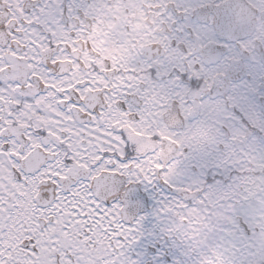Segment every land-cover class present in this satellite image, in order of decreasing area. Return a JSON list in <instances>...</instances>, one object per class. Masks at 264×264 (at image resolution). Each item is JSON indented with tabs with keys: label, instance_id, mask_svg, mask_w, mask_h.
<instances>
[{
	"label": "snow or ice",
	"instance_id": "6c2138e0",
	"mask_svg": "<svg viewBox=\"0 0 264 264\" xmlns=\"http://www.w3.org/2000/svg\"><path fill=\"white\" fill-rule=\"evenodd\" d=\"M221 7L0 0V264H264L256 243H225L210 196L264 152L210 164L189 113L212 98L183 93L204 67L181 40Z\"/></svg>",
	"mask_w": 264,
	"mask_h": 264
},
{
	"label": "flooded vegetation",
	"instance_id": "af4514ba",
	"mask_svg": "<svg viewBox=\"0 0 264 264\" xmlns=\"http://www.w3.org/2000/svg\"><path fill=\"white\" fill-rule=\"evenodd\" d=\"M206 2L212 5L215 0ZM221 4L219 10L213 9L207 26L193 25L190 35L181 40L187 55L204 67L201 88H185L183 93L188 101L201 96L212 98L207 105L193 104L189 113L198 154L210 164L230 160L236 167L241 151L234 139L235 130L244 129L248 135L255 133L264 139L260 127L264 124V109L254 99L259 98L260 81L264 80L258 54L264 49V0H221ZM221 41L223 50L218 51ZM233 73H242L246 79L233 87L229 79ZM237 174L234 171L231 177ZM231 177L217 184L218 190L215 186L210 189L218 205L236 188Z\"/></svg>",
	"mask_w": 264,
	"mask_h": 264
},
{
	"label": "rangeland",
	"instance_id": "374dc122",
	"mask_svg": "<svg viewBox=\"0 0 264 264\" xmlns=\"http://www.w3.org/2000/svg\"><path fill=\"white\" fill-rule=\"evenodd\" d=\"M264 134V124L260 125ZM234 139L238 141L241 151V162L246 159L249 152H264L261 141H264L261 135L255 133H246L244 129H236ZM243 143V144H242ZM260 171L258 174L256 172ZM239 174L231 177L230 181L236 183L233 192L220 202L219 223L224 227L222 238L226 244H232L239 241L248 245L249 241L256 243L258 248L264 249V167H247L245 171H238ZM259 177H254L252 175ZM215 190H218L217 184H214ZM239 215L248 225L249 235L244 238L239 227L235 223V217ZM247 264H260V261L250 258Z\"/></svg>",
	"mask_w": 264,
	"mask_h": 264
},
{
	"label": "water",
	"instance_id": "95a60500",
	"mask_svg": "<svg viewBox=\"0 0 264 264\" xmlns=\"http://www.w3.org/2000/svg\"><path fill=\"white\" fill-rule=\"evenodd\" d=\"M237 222H238V224L243 223L242 218L238 217V218H237ZM243 224H244V223H243Z\"/></svg>",
	"mask_w": 264,
	"mask_h": 264
}]
</instances>
